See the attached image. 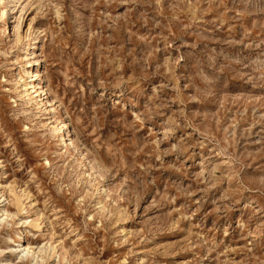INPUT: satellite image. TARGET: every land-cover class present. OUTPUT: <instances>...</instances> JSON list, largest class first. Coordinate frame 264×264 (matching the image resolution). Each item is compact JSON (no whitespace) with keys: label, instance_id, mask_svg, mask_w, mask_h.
Masks as SVG:
<instances>
[{"label":"rangeland","instance_id":"374dc122","mask_svg":"<svg viewBox=\"0 0 264 264\" xmlns=\"http://www.w3.org/2000/svg\"><path fill=\"white\" fill-rule=\"evenodd\" d=\"M0 264H264V0H0Z\"/></svg>","mask_w":264,"mask_h":264},{"label":"bare ground","instance_id":"6f19581e","mask_svg":"<svg viewBox=\"0 0 264 264\" xmlns=\"http://www.w3.org/2000/svg\"><path fill=\"white\" fill-rule=\"evenodd\" d=\"M20 34L18 33L17 34V37H16V41H19L20 40ZM34 37H36V36H33V39H34ZM37 38V37H36ZM35 38V39H36ZM31 41V40H30ZM31 43V42H30ZM29 45H31V44H27V47L25 48V53H24V55H22V56H24V57H27L28 55H31V53H32V51L31 50H29L28 51V48H29ZM24 50V49H23ZM23 58V57H22ZM29 61V63H30V61L31 60H28ZM25 73H29V76H31V80L30 81H27L26 80V78H25ZM35 76H36V74L35 73H32V71H30V69H28V68H25L24 69V73L22 74V75H20L19 77H18V79L16 80V84L17 85H19L20 87H21V90H20V93L21 92H23V93H26V92H28V91H32L34 94H35V96H38V97H40V99L46 94L45 92H44V90L42 89V87H41V85H40V81H34V80H32V79H36L35 78ZM30 79V78H29ZM42 100V99H41ZM45 104H47L48 105V101H45L44 102ZM56 112V108L54 109V112H53V114ZM53 114H52V116H53ZM57 120H59V118H57ZM59 122L61 123V124H58V125H54V127H53V131L54 132H60V136H61V139L63 140V142H65L64 141V135H63V126H65V122L62 120V119H60L59 120ZM16 196V195H15ZM17 198V197H16ZM15 202V201H14ZM16 203V202H15ZM14 203V204H15ZM17 205V207H18V210L20 211V210H22V203H18V204H16ZM17 209V208H16ZM5 214H7V213H5ZM20 223V222H19ZM37 225V227L39 226V223H37L36 224ZM35 225V226H36ZM40 227V226H39ZM24 249H26V252L27 251H29L30 252V250H31V246H26V247H24Z\"/></svg>","mask_w":264,"mask_h":264}]
</instances>
